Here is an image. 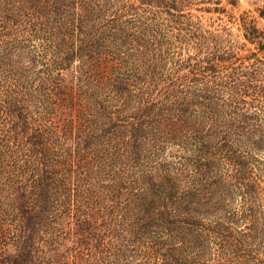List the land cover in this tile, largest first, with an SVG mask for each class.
Here are the masks:
<instances>
[{
	"label": "trees",
	"instance_id": "trees-1",
	"mask_svg": "<svg viewBox=\"0 0 264 264\" xmlns=\"http://www.w3.org/2000/svg\"><path fill=\"white\" fill-rule=\"evenodd\" d=\"M190 3L0 0V264H264V68Z\"/></svg>",
	"mask_w": 264,
	"mask_h": 264
},
{
	"label": "rangeland",
	"instance_id": "rangeland-1",
	"mask_svg": "<svg viewBox=\"0 0 264 264\" xmlns=\"http://www.w3.org/2000/svg\"><path fill=\"white\" fill-rule=\"evenodd\" d=\"M263 8L264 0H191L190 5L183 12L191 14L185 16L186 20L180 18L181 23L176 24L175 20L166 19L167 16L164 14H158L159 21L154 24L158 33L161 32L166 36L164 38H169L173 42V33L177 32V29L173 30L174 27L182 25L181 28H186L184 23L192 21L194 29L199 33H207L205 36L208 37L211 45L214 41L217 42L220 54L227 53L226 55L230 54L234 57L226 63L229 67L240 64L247 67L258 62L264 68V51H260L255 42L251 43L244 37V25L250 23L259 31H264V17H260ZM185 53L186 50L183 51L186 56ZM190 53L192 54V51ZM167 155L168 150L164 153L165 157ZM260 157L264 161V153ZM259 167L264 170V165ZM262 186L264 187V184ZM238 203L235 202V206Z\"/></svg>",
	"mask_w": 264,
	"mask_h": 264
}]
</instances>
